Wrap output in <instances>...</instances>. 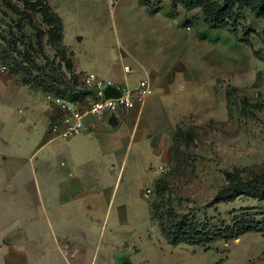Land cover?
Masks as SVG:
<instances>
[{"label":"rangeland","instance_id":"1","mask_svg":"<svg viewBox=\"0 0 264 264\" xmlns=\"http://www.w3.org/2000/svg\"><path fill=\"white\" fill-rule=\"evenodd\" d=\"M48 2L58 4L71 17V48L79 56L101 50V42L93 39L100 31L110 33L113 45L118 37L127 47L128 41L147 48L160 41L163 48L169 44L175 50L177 45L179 51L182 44L177 61L182 60L183 87H200L198 105L189 104L185 114L168 130L171 135L177 127L182 131L176 143L178 152L174 155L172 148L165 172H154L155 178L148 184L149 196H144V190L140 194L131 190L122 194L130 210L129 224L120 232L127 239L122 248L128 256L125 264H264L263 228L204 245H171L149 210L150 202L163 212L172 206L179 215L188 214V219L197 223L208 218L217 226L241 214H252L264 221L263 196L241 194L215 199L228 172L245 179L264 169V20L245 7L234 10L225 28H209L201 7H172L170 0H160L157 10L151 13L141 0ZM33 4V0H0V66H5L0 75L22 80L21 71L11 72L13 64L19 61L29 66V60H33L45 68L47 75L64 79L73 70V53ZM76 31L84 33L80 41H76L80 36ZM238 37L247 38L249 44ZM169 56L173 58L175 53ZM108 58L111 60L113 53ZM38 73L34 68L33 74ZM28 81L34 84L31 78ZM5 93L10 95L9 90ZM174 143L173 139L172 147ZM55 154L56 150L44 149L29 159L28 167L37 165L39 159L54 158ZM155 183L164 186V191L157 193Z\"/></svg>","mask_w":264,"mask_h":264},{"label":"crops","instance_id":"2","mask_svg":"<svg viewBox=\"0 0 264 264\" xmlns=\"http://www.w3.org/2000/svg\"><path fill=\"white\" fill-rule=\"evenodd\" d=\"M45 1L62 20V41L73 53L75 72L130 87L148 76L151 94L141 106L99 119L87 116L84 131L57 141L48 127L58 109L45 92L0 75V264H118L120 252L127 255L120 232L130 219L122 194H140L155 178L154 167L166 165L173 148L168 130L189 104L198 105L200 87H183L182 60L177 61L182 44L179 51L160 41L147 48L133 39L127 47L118 37L113 45L110 33L100 31L93 39L101 50L79 56L71 48V17ZM76 33V41L83 39L82 31ZM44 149L56 150L55 157L28 167Z\"/></svg>","mask_w":264,"mask_h":264},{"label":"trees","instance_id":"3","mask_svg":"<svg viewBox=\"0 0 264 264\" xmlns=\"http://www.w3.org/2000/svg\"><path fill=\"white\" fill-rule=\"evenodd\" d=\"M160 0H141L145 5L146 10L151 13L156 11ZM34 6L44 15L45 21L50 26L51 30L57 34L58 38H62L63 24L59 15L55 11H51L45 0H33ZM171 6L175 7L180 4L184 9L190 10L195 7H201L204 21L209 28H225L228 25V20L233 18L234 10L251 8L255 17L264 20V0H170ZM262 40L264 41V28L262 30ZM236 36V35H235ZM249 44L247 38L240 39ZM255 55H259V51H253ZM67 67H70V62ZM36 68L38 74H33ZM21 71L24 78L22 82L29 87H39L45 93H53L55 95L65 96L69 98L75 96L74 90L78 85V74L74 71L69 72V75H64L60 79L47 75L45 68L38 66L35 61L29 60V66L23 65L22 62L16 61L13 64L11 72ZM55 71H57L55 69ZM31 78L34 82L31 85L28 81ZM79 96L84 93V90H79ZM230 91H227V98H230ZM182 131L179 127L173 135L175 141L173 146L174 155L178 152L176 143L180 141ZM155 191L161 193L164 191V186L160 183L154 184ZM259 195L264 197V169L253 174L249 178H241L235 172H228L225 183L216 191V200H226L237 195ZM151 213L157 219L159 231L171 245L179 243H188L195 245H204L218 239L229 240L234 239L246 232L259 231L263 228L264 221L257 220L252 214H241L233 218L232 221L223 222L220 226L212 225L208 218H204L202 223H197L194 219H188V214H177L174 208L168 207L165 212L160 211L152 202L149 203Z\"/></svg>","mask_w":264,"mask_h":264},{"label":"built area","instance_id":"4","mask_svg":"<svg viewBox=\"0 0 264 264\" xmlns=\"http://www.w3.org/2000/svg\"><path fill=\"white\" fill-rule=\"evenodd\" d=\"M128 65L123 66V71H130ZM4 71L5 66H0ZM77 73V72H76ZM78 85L74 90L75 96L69 98L67 95H55L45 93V99L55 105L58 113L51 120L48 127L50 138L69 139L86 129L85 117L92 116L96 119L103 117L107 113H112L118 109H130L136 105H143L151 94V82L148 76L143 77L135 86L118 84L108 78H102L94 73H77ZM111 87L119 94L117 96L104 97V89ZM79 90L84 93L79 96ZM167 170L165 164H158L154 167L157 173ZM151 187H145L144 196L148 197Z\"/></svg>","mask_w":264,"mask_h":264},{"label":"water","instance_id":"5","mask_svg":"<svg viewBox=\"0 0 264 264\" xmlns=\"http://www.w3.org/2000/svg\"><path fill=\"white\" fill-rule=\"evenodd\" d=\"M119 93L117 92V91H115L113 88H111V87H106L105 89H104V94H103V96L104 97H111V96H117ZM120 254H121V252H120Z\"/></svg>","mask_w":264,"mask_h":264},{"label":"flooded vegetation","instance_id":"6","mask_svg":"<svg viewBox=\"0 0 264 264\" xmlns=\"http://www.w3.org/2000/svg\"><path fill=\"white\" fill-rule=\"evenodd\" d=\"M128 262V256L127 255H122L120 257L119 263L118 264H125Z\"/></svg>","mask_w":264,"mask_h":264}]
</instances>
